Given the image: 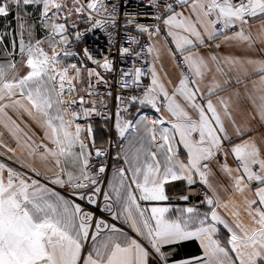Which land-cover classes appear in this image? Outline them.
Returning <instances> with one entry per match:
<instances>
[{
    "label": "snow or ice",
    "instance_id": "snow-or-ice-1",
    "mask_svg": "<svg viewBox=\"0 0 264 264\" xmlns=\"http://www.w3.org/2000/svg\"><path fill=\"white\" fill-rule=\"evenodd\" d=\"M261 128L264 0H0V264H264Z\"/></svg>",
    "mask_w": 264,
    "mask_h": 264
},
{
    "label": "crops",
    "instance_id": "crops-1",
    "mask_svg": "<svg viewBox=\"0 0 264 264\" xmlns=\"http://www.w3.org/2000/svg\"><path fill=\"white\" fill-rule=\"evenodd\" d=\"M163 63H164L165 69L169 72H172L170 62L166 56L163 59ZM240 87L242 88V86ZM242 115H243V110H241V112L237 114V119H242ZM259 132H264V128L259 129Z\"/></svg>",
    "mask_w": 264,
    "mask_h": 264
}]
</instances>
